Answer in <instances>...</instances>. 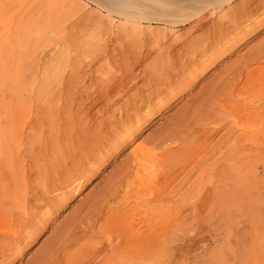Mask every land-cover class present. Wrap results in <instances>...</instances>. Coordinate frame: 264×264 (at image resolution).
<instances>
[{"label": "rangeland", "instance_id": "374dc122", "mask_svg": "<svg viewBox=\"0 0 264 264\" xmlns=\"http://www.w3.org/2000/svg\"><path fill=\"white\" fill-rule=\"evenodd\" d=\"M238 1L241 2L243 0H235V3H238ZM246 1L250 2L249 8L246 9L245 12L239 11L238 12L239 14L236 12L237 16L239 15L240 17H242L241 23L243 24L240 25V29L235 30V28H232V24L230 25V23L228 24V26H226L227 25L226 21L224 25L221 26V31L223 35L225 33L234 34L237 32L236 36H238V39H240V41L238 43L239 46H237L235 50H232V48L229 49L227 48L229 44H232V42L229 41L223 42L224 40L227 41L228 39L225 38L226 34L222 36V38L218 39L219 44L215 46L216 41L214 40L216 36H214L215 34H212L210 40H212L213 38L212 40L213 42L211 43H209L208 41L207 43L205 42L206 44L204 47V51L203 50H202L203 52L199 51L200 53L197 52L195 54V58L191 59L192 60L191 61L190 59H188L189 57L187 56L185 49L180 48L181 41L179 43L173 44V41L171 39H173V35H175V33L166 29L167 31H165V33L168 36V38L166 36L167 43L164 42V39H161L162 37L160 38V42H159V47L164 45L163 48L161 47L162 51L158 53L159 50L157 49V47L154 46L153 43L150 44L148 46V48L151 49L149 54L142 58V61L140 62L139 65L135 66L138 69H136L135 67L133 69L134 75H136L137 73L136 76H138L139 78L137 77L136 84L135 85L133 84V86L129 88V91L133 90L135 88L134 86L138 84V86L136 87L139 88L141 91L138 94L140 95L143 92L144 93L140 96H138L137 93L134 95L135 97L131 96L130 101L132 102L130 103V105H128L129 106L128 109H127L128 106H125V103L121 102L125 100L123 99V97L126 98V96L123 97L117 96L119 99L115 97L116 99L110 98L109 100L106 101L103 100L106 103L107 101H110L112 99L111 102H107V105L110 104L109 110L111 109L110 108L111 105L114 107L117 104L116 102L118 101L122 103V107L124 106L123 107L124 110H122L123 109L122 108L121 112H119V110L115 111L113 116L111 115L112 113L110 114L111 116L109 115L110 111H107L108 109L105 110L107 106L105 107L106 104L103 101H101L102 99L101 100L98 99L97 95L99 93H97V87H99L98 89L99 92L101 93L100 90L102 86L101 82H105L103 81V78L104 80L106 79L107 82L110 79L109 78L110 75L112 74V73L111 74L107 73V71L109 72H111V70L113 71L112 74L113 76L111 75L112 77L121 74L120 71L123 70L122 69L123 67H120L116 71L111 68H114L116 64H119L122 61L120 60V58L112 61L111 68L109 67L111 69L110 70L108 68V65L107 66L105 65L107 63H105L106 59L104 56L97 58V60L96 58L94 60L93 59L89 60L90 58L84 59L85 61L83 62L82 65L83 73L81 76L75 78L74 80L75 84H73L74 85L73 86L74 88L72 89L73 93L71 92V95L72 94L73 95L72 96L70 95L71 100L73 99V103L71 104L69 110L70 113H73V115H75L76 112L75 110L78 109L77 105L75 104L77 102H81V100L79 101L80 97L83 98L84 101L82 100L83 101L82 105L84 107L82 106L81 112L82 109L85 110L82 113L85 116H87L84 118L86 124L81 123L82 124L81 126L82 128H81L79 127L80 121L77 122L73 121L71 123V124L74 123L75 125L73 124V128H70V130L72 129L71 130L72 132H70L72 139L71 142L69 140L70 158L66 160L67 170L63 171L62 169H60L58 170L59 172L57 173L54 172L53 174V175L58 174L57 176L58 177L60 176L59 177L60 180L57 177L56 179L57 181L54 182V184L53 182L52 184L49 183L50 184L49 185L48 183L45 182L41 183V181L36 180V179L40 180L41 176L35 177V175H32L34 177V181H33V177H31L32 178L31 181H33L32 183L29 180V182L32 184V186H30V188L32 189L31 190L28 189L25 194V198H27L26 200H28L26 201V204L29 206L27 207L28 217L24 215L21 217L20 221L19 220L15 221V219H13L14 222L11 219L12 224L10 225V228L6 227V225L3 226L5 227V229L7 228L8 229L14 228V229L13 232L12 230H9V232L7 231L6 234H2L1 236L2 240L4 239L3 241L7 242L9 245L6 244V246L3 247L2 251H0V264H40V263L51 264V262H53L56 258L58 263L60 262L59 264H117L118 262L121 264H129L128 260L123 257H118L120 261L118 260L117 262V259H115V257L112 256L113 255L112 253L115 252L117 248L121 249L120 250L121 252L122 251L125 252V250L127 249V248L125 249L123 245L125 242H127L130 239L133 240L138 237H143L144 235L147 234L151 238L152 247H154L152 248L150 256L148 258V260L152 264H256V263L258 264L257 262L258 260L260 264L263 263L264 261V153H263L264 124L262 123L264 122H261L259 120L257 121L256 115L261 114V109L257 106L256 102H258L257 95L259 93H260L259 96L264 98V94H263L264 78H263V83L258 86H251L252 84H249V81H245L246 78L244 77V74L239 78L241 82L240 80L237 81L238 84H236L235 86L236 89H238V87L244 84L243 81H245V83H247L251 87L250 90L248 88H246L245 91L244 89H242L241 97L238 98L240 101H242L241 99L244 98L243 99L244 101L242 102L238 100L239 101L238 104L244 102L243 106H241L242 104L241 105L239 104L238 109L241 108V111L239 112L240 116L239 114H236L235 117L234 114H230L229 109L231 108V105L229 104L230 98L228 96L225 97V95H222L220 97L221 99L219 98L218 100L214 98L215 100L213 99L211 101L210 99L213 97H210L209 94L212 91H217L218 88L220 89L222 85H224V83H226V81L229 80L231 75L230 76L228 75L229 74L228 70L232 71L233 68L238 67L237 65L238 63L239 65H241L242 62L244 63L245 61H247L248 54L249 55H251L250 53L255 54V52H257L258 49L260 50L261 48L264 47V26L261 29L259 28V26H261L262 23H264V18H263L264 7H262L264 6L263 5L264 0H253V1L246 0ZM243 2H245V0ZM254 5H258L259 7H256L258 9H256ZM70 9L71 11H69ZM249 9H251L252 12H250ZM97 10H99L98 5L93 3L92 0H47V1L46 0H0V80L1 79L3 80L4 78L6 80H12V81L16 79L22 80L26 78L27 75H28L27 77H29L34 72L36 76L41 75L42 72H40V70L42 71L43 65L45 66V64L46 67L48 68L47 76H50L52 78L53 74H55L53 72L54 70L57 71L60 67H63L68 62L70 61L73 62L77 56H80L82 59V57L85 56L86 54V49L85 50L83 49L84 51L82 50V52H85L83 56L80 55L81 52L80 49L88 45L86 43L89 42L88 41L89 39L91 44V41L93 42L92 39L95 38V31L93 32L89 29L88 22L85 21V15H91L92 12L94 13V11ZM100 12L101 14L104 15L105 13L106 15V11L100 10ZM71 14H74L71 17V19H69V17H66ZM255 14L257 15L256 17ZM59 15L62 18L63 17H65L66 19L68 18L66 21H64L63 25L58 23ZM212 19L213 18L206 19L205 22H202L199 26L192 28L191 30L196 31L200 27L206 26L207 24H209L208 22H210V20ZM251 19L253 20L248 22ZM191 23L192 22H189L178 26L177 27L178 31L186 33V28ZM244 23L247 24L246 29L243 28L242 26L244 25ZM114 24L110 25V29L112 33L111 35H109V41L107 42L108 43L107 52L108 51L112 52L113 49L114 53L118 54L117 52L119 51L116 50L118 47L117 44L118 42L116 40L117 36L115 35V32H117L116 28L118 23L117 24L114 23ZM156 26H157L156 24H151V25L146 24V26L143 27L144 28L148 27L149 29L150 27L152 28ZM89 30L93 32L92 34L94 36L92 35L91 37V32ZM206 31L202 33L199 37L205 38ZM71 40L72 42L70 43ZM242 41L243 43H241ZM76 43H77V48H76ZM207 44L208 46L206 47ZM34 46L37 48L36 50ZM72 46L74 47L72 48ZM143 49H141V51L139 50L138 52L143 51L142 53H145L146 48L143 47ZM181 49H183V51ZM33 50H35V52ZM154 50H158L157 51L158 54ZM165 50L166 52L168 51L167 52L168 54L165 52ZM75 51L77 53H75ZM153 53L154 55H152ZM171 53L172 55L176 56V59L179 57V55H181V60L183 61L179 60L178 58L177 62L179 61L180 63L179 62L178 64L173 63L174 61L171 56ZM160 54L161 57L158 56ZM74 55H76L75 59H74ZM151 55L155 56L156 58L158 56V59L155 58L156 59L155 60L154 57L152 58ZM29 56L32 58H30ZM168 57L170 61L169 60L167 61ZM162 59H164V61ZM153 60L156 61L155 63L156 65H154ZM158 61L160 62V64L162 62H163L162 64H166L165 65L166 71L164 70V72H166L165 74L169 73V71L171 70L172 73L170 72L167 75H170L171 77L172 74L171 78L172 79L174 78L175 80H171V82H168L169 78H167L166 80L165 74H162L160 78V82L149 80L150 77L152 76H154L155 79L156 71L154 70V67L159 64ZM184 61L186 62L183 63ZM262 62L260 63V65L263 67ZM180 64H182V67ZM256 64L257 63H255V65ZM53 65L54 66L56 65V68ZM167 65L169 66V68H167ZM174 65L177 66L179 72L177 71V69L173 70L172 67H174ZM178 65L180 70L178 68ZM255 65L250 64L248 68L251 69L252 66ZM103 66L106 67L104 68ZM141 66H143V68ZM147 66L150 67L149 70L152 72L146 69ZM53 67L54 69H52ZM170 67L172 69H170ZM230 67H232V69ZM36 69L39 70L36 71ZM168 69L170 70L168 71ZM63 71L64 72L62 76L69 75V69L67 68L66 70L63 69ZM100 71L102 75L100 74ZM144 71L150 73L147 74L149 75V77L145 75L146 73ZM174 71H176L177 73ZM263 72L264 71H262V73ZM106 74L109 75V77H107ZM122 75L121 78H123L124 76ZM221 75H223L224 78L225 76H227L228 77V78L226 77L227 80L226 78L225 79L221 78L222 77ZM60 77L61 75L58 78ZM217 80L218 83L216 82ZM221 80L224 81L226 80V81L224 82ZM165 82L168 84H166ZM143 83L145 85L142 87ZM215 83L218 86L217 85L214 86ZM128 86H130V84ZM212 86L213 88H211ZM75 88L77 89L75 90ZM114 88L116 90V86ZM146 88L147 91H144L146 90ZM148 89L152 90L151 91L152 93H150ZM33 90L32 93H34ZM156 90L158 93L156 92ZM243 91L245 93H248V95H246ZM250 91L252 92L251 94L249 93ZM98 96H100V94ZM93 97H95V99ZM252 97H254V100ZM34 98L35 97L31 96V99ZM96 98L99 101L96 100ZM75 99H77L78 101ZM93 99L95 102L93 101ZM137 100L138 101L141 100L142 101V102L140 101L141 104L140 102L138 103ZM209 100L211 101V105L206 103ZM250 100L255 102L254 103L249 102ZM134 101L137 102L135 103ZM213 101L214 103H212ZM133 102L134 104L133 106H131ZM90 103L92 104L90 105ZM202 104H207V105H205L204 107ZM92 105L93 106L95 105V107H93ZM198 106L199 108H197ZM200 106L201 108L203 107L204 111L203 109H201L202 110L201 112ZM206 106H209V108L208 107L206 108ZM94 108L95 109L99 108L96 110L98 111V113H96V111H92L91 113L90 110L91 109L94 110ZM193 109L200 111L197 112L196 110L194 111ZM243 109H246V111L242 112ZM100 110L102 111V113ZM185 110L186 111L189 110L188 113L187 112L185 113ZM192 112L193 114L195 113V115H192ZM245 113L246 116H244ZM94 114L95 117L93 116ZM88 115H91L94 118L95 122L96 121L98 122L95 123L93 121V118L92 120L89 119L91 117L90 116L88 117ZM195 116H198V118L203 117V119L205 117L206 119L201 121L200 127L198 128L196 127L194 129H188L189 131L184 130V126H186L187 123L189 125V123L191 122L193 123L199 120L198 118H195ZM75 117L76 116H73L74 120H78L76 119L77 117L76 118ZM193 117L195 118V120L193 119ZM104 118L106 120L109 119V122L104 120ZM207 118L208 121H206ZM237 121L238 122L240 121L241 124L237 123ZM247 121H250V123ZM105 122L107 123L105 124ZM76 123L78 124L76 125ZM108 123L111 125V128L109 127L110 125ZM243 123L244 125L242 126ZM83 125L85 126V129H89L88 127L90 125L91 133L96 128L100 129L98 131L94 130V132L95 131L98 132L97 135L98 134L102 135V136L95 135L96 139H98L97 137H99V140L96 141L97 143L92 140L93 138L91 136L88 137L86 135H85L86 137L84 136V133L81 130L83 129ZM99 125H101V127ZM171 126L173 127L172 129ZM253 126L254 127L258 126V127L254 128ZM180 127L183 128L184 130L183 133L179 132L176 133V135L174 134V136L173 135L170 136L171 138L169 137V140H166L165 143H163L159 148L156 149L158 152L166 151V153L169 154V156H167L168 158L166 156L164 158H161L159 156L156 157L152 156L148 160L150 166L149 171L146 170L147 172H143V174L139 175L138 177L133 175L132 173H134L133 171H135V169L132 170V168L134 167L132 166L131 163L133 162L132 155L134 153V147L139 146L140 148L141 147L150 148L151 143L145 142L147 138L155 137L156 135L158 134L160 135L162 133L165 134V131L166 134L169 132H171L169 134H172L173 132L179 131L181 129ZM76 128L78 129V131L80 130L79 132L81 134L83 133L81 136L83 138L85 137V139H83L82 137L81 138L83 140L77 138L80 137V133L79 132L78 134L75 133L77 132ZM73 130L75 132H73ZM72 133L75 134V139L73 138L74 135ZM101 137H103V139H101ZM88 138L90 139V141L93 142L92 144H90ZM83 141L84 142L86 141V143H84ZM258 142L261 143L260 146L258 145L259 144ZM256 144L258 145V147L261 148H258ZM82 145L83 148L85 147L84 148L85 150L82 148ZM89 145H91L92 148ZM254 146L256 149H260V150H257L258 151L257 152L256 150L252 151V149H248ZM47 148L49 149V146ZM71 149H74V152H72V154L70 153V151H72ZM79 149L85 151V154L84 152L79 151L81 154L83 153L82 155H80L78 152ZM255 151L257 152V154L258 153L260 154V156L257 155L258 158L253 157L255 156L254 155ZM248 152L250 154H247ZM45 153H43L45 154L43 156H46L44 158L48 159L46 164L52 163L50 161L56 159L55 157L54 158L51 157L52 155L54 156V153L52 154H49L47 152ZM22 156L24 160L23 162L26 165L27 164L29 165L28 159H24L25 158L24 155ZM43 156L40 158L38 157L35 158H38L39 161V159L43 158ZM165 159H167L166 161L168 163L165 161ZM195 164L196 166L198 165L199 167L197 166L196 168L194 166ZM27 166L26 169L31 167V165H29L28 167ZM192 168H194V170ZM112 175L113 178L112 180H110ZM116 175L117 177L121 175L122 177L121 182L123 183L120 182L121 187H118L119 189L117 190L119 191L115 192L113 197L109 200V205H113L114 203L116 204L118 201L122 200V196L124 195L123 194L124 188L122 187H126L127 185L133 182L134 183L138 182L139 179L141 181H145V185L147 187H151L152 189L155 190L156 186L162 184L165 176L166 177L168 176L166 180L167 182L164 183L166 189L162 191L164 193V194L162 193V195L166 197L165 199L160 200L159 199L160 193H158L159 196L157 198V193L155 192L156 193L155 195L151 193L149 197L147 196L148 200L146 199L145 202L140 201L139 205L138 202L137 204L136 203L133 204L132 206L133 207L136 206L135 208H133L132 206L131 207L124 206L126 208H124L123 206L118 207V209L121 210L119 215L121 214L124 215V213H126V211L129 212V210H130L129 212L130 214H128V216H126L128 218L125 217V220L123 219L121 224L118 226L119 227L118 229L120 230L117 229L116 234H113L112 230L110 231L109 228L104 229L103 232L100 231L98 232L102 219L98 221V223L94 226L95 227L94 229L87 228V224L91 218L90 214L92 211V209H90V207L92 208L90 202L93 201V199L95 198L96 200L94 201L96 202L100 196H101L100 198H102L103 193H105L104 191L107 189V187H110L112 185L111 183L116 182V180H114V178H116ZM124 177L126 180L124 179ZM169 178L172 179L170 180ZM116 179L118 180V178ZM38 182H40L41 184ZM54 189L55 191L53 192ZM156 191H160V189L158 188V190L156 189ZM34 192L35 193L37 192L38 194L37 193L35 194ZM36 195L40 196L38 201L36 199ZM32 196L34 197L32 198ZM156 199L158 202L156 201ZM94 201L93 203L95 204ZM178 201L182 203L179 204ZM129 203L132 204L131 198L129 200ZM140 205L141 207H139ZM140 208L143 212L140 210ZM87 211L90 212L88 213ZM136 211L139 212L136 214ZM143 213H145L144 216ZM83 214L85 215V217L82 216ZM139 214H141L144 218L141 223L138 222L139 220L138 216H141ZM29 216L31 219L29 218ZM80 217H84L85 222L84 224L81 223L82 225L80 224V227L75 229V224L77 223V219H79ZM155 217L158 219H156ZM162 217H164V219H162ZM25 218H27L28 220ZM126 219L127 220L130 219V220L127 221ZM125 221L128 223H123ZM70 226H72L73 229H69ZM82 226L84 230L83 228L81 229ZM147 227H149V229L152 227V229L149 230ZM135 228L137 229L136 231L134 230ZM90 229L93 231H91ZM67 230H69L73 234L74 241L69 243V245H67L65 248H63V250L57 254L58 256L57 255L54 256V251L53 252L51 251L53 244H55L53 242L54 241L56 242V240H59L62 236L70 233ZM121 230L125 231L123 235ZM132 230L133 232H131ZM89 231L91 232L89 233ZM140 232H142L141 235L138 234ZM120 234L121 236H119ZM160 235L161 237L159 239L158 236ZM128 236H130V238ZM5 237H9V238H5ZM162 240H163L162 243H164V245L161 244L162 245L161 247L160 242ZM64 251L65 253H67L66 255L63 254ZM126 253H128V250ZM118 254L121 253L118 252ZM51 257L53 258V260ZM48 259L51 261H49Z\"/></svg>", "mask_w": 264, "mask_h": 264}, {"label": "bare ground", "instance_id": "6f19581e", "mask_svg": "<svg viewBox=\"0 0 264 264\" xmlns=\"http://www.w3.org/2000/svg\"><path fill=\"white\" fill-rule=\"evenodd\" d=\"M47 1V0H46ZM93 3H95L96 5H98V9L97 11H94V13L91 15H85V21L88 22V27L91 31H95V38L92 39L93 42L91 41V44H90V39L88 40L89 42L86 43L88 44L86 47H83L85 45H83L81 52H80V55L83 56V54L85 52H82V50L86 49V54L85 56L81 57L80 56H77L76 59H75V56L74 55V61H70L68 62L66 65H64L63 67H60L57 71L54 70L53 72L55 74H53V77L51 78L50 76H47V67H46V64L45 66L43 65V69L42 71L40 70L41 75H38L36 76L35 75V72L33 74H31L29 77H27L26 75V78L24 79H16L14 81L12 80H5L1 79L0 80V251H2L3 247L6 246V244H8L7 242H4L2 240V234H6L7 231L9 232V230H12L13 232V229H8L10 228V225L12 224L11 223V219L13 221V219L16 220H21V217L27 215V207H29L27 204H26V200L27 198H25V194L27 192L28 189H32L30 188V186H32V182L34 181V177L32 175H35L36 176H41V179H36L38 181H41L42 182H45V183H50L54 184V182H56L57 180V175H53L54 172H59L58 170L62 169L63 171H66L67 170V166H66V160L69 159V140L71 142V134L70 132H72L70 130V128H73V124H71L73 121L77 122V121H80L79 123L83 124L85 122L84 118L87 117L85 116L82 112H84L85 110L82 109V112H81V108H82V102L84 101L83 98H79V101L81 100V102H77L75 105H77L78 109H76L75 111V115H73V113H70V106L71 104L73 103V99L71 100V92L73 93L72 89L74 88L73 84H75V78L79 77L82 75L83 73V70H82V65H83V62L85 61L84 59L86 58H90L89 60H94L96 58H99L101 56H104L105 57V64L106 66L108 65V68L110 67L111 68V62L114 61L115 59H118L120 58V60L122 62H118L119 64H116L114 66V68H111L113 70H118L120 67H123L120 71L121 74H118L117 77L115 75V77H112L113 75V71L111 70V72L107 71V73H112L109 77V75H107V77H109L110 81L108 80L106 82V79L104 80L103 78V81L105 82H101L102 83V86H101V93L99 92V87H97V93L100 94V96L97 95L98 99H102L101 101H106V100H109L110 98L114 99L115 97L117 96H126L123 97V99H125L124 101H121L122 103L124 102L125 103V106H128L130 105V103L132 101H130V98L131 96H134L136 93L138 96L142 95V94H138L140 91L139 88H137L136 86H138V84L136 86H134L135 88L133 90H130L129 91V88L131 86H133V84L135 85L136 84V80H137V73L136 75H134L133 73V69L136 65H139L140 62L142 61V58L145 57L146 55L149 54L150 50L148 48V46L150 44L153 43L154 46L157 47V49L159 50L158 53H160L162 51L161 47L163 48V46H160L159 47V42H160V38L161 39H164V42L167 43V38L168 36L166 35L165 31L169 30V31H172L173 33H175V35H173V39H171L173 41V44H176V43H179L181 41V46L180 48H184L186 53H187V56L189 57L188 59H194L195 58V54L197 52H203L204 51V47H205V44L207 43V41L209 43L213 42V38L212 40H210V37L212 34H215L214 36H216L215 40L216 43H215V46H217L219 44V40L220 38H222V36H224L225 34V38H228L227 41H223V42H232V44H229L228 45V49L229 48H232V50H235V48H237L238 43L240 41V39H238V36H236V33L232 34V33H225L224 35L222 34V31H221V26L224 25L225 21L227 22V25L230 23V25L232 24V28H235L236 29H240V25L243 24L241 23V20H242V17H240L239 15L237 16V13L239 11L241 12H245L246 9L249 8L250 6V2L246 1L243 2H239L238 3H235V0H92ZM253 1V0H252ZM263 2V1H261ZM260 2V4H261ZM43 3V2H42ZM235 3V4H234ZM263 5H264V2H263ZM69 6V5H68ZM254 7H259L258 5H254ZM264 7V6H262ZM37 8V7H36ZM254 8V10H255ZM258 9V8H256ZM29 10V9H28ZM100 10H104L106 11V15L104 13L101 14ZM250 12L251 9H249ZM248 10V11H249ZM263 10V9H262ZM71 11V9L69 10ZM257 11V10H256ZM255 11V12H256ZM237 12V13H236ZM66 13V11H65ZM71 13V12H70ZM69 13V14H70ZM236 13V14H235ZM248 13V12H247ZM246 13V15H247ZM258 13V12H257ZM28 14V13H27ZM113 16H112V15ZM217 14V15H216ZM239 14V13H238ZM259 14V13H258ZM67 15V14H66ZM74 14H71L69 16H66V17H69V19H71V17L73 16ZM244 15V14H243ZM242 15V16H243ZM250 15V14H249ZM263 15V14H261ZM257 15L255 14V17ZM244 17V16H243ZM121 18V19H120ZM210 18H213L212 20H210V22H208L209 24H207L206 26L204 27H200L199 29H197L196 31H193L191 30L192 28H195L197 26H199L202 22H205L206 19H210ZM250 18V17H249ZM262 18V16H261ZM259 18V19H261ZM263 18H264V15H263ZM58 23L63 25L64 24V21H66L67 19L65 17H58ZM258 19V18H256ZM57 20V18H56ZM244 20V19H243ZM253 19L251 20H246L248 22L252 21ZM55 21V19H54ZM122 21V22H121ZM189 22H192L187 28H186V33L184 32H180L178 31L177 27L180 26V25H183V24H186V23H189ZM245 22V21H244ZM254 22V21H253ZM252 22V23H253ZM256 22V21H255ZM258 22V21H257ZM114 23H118L117 25V32H115V35L117 36L116 40H117V44H118V47L116 50H118L119 52H117L118 54H115L113 49H112V52L108 51L107 52V46H108V41H109V35H111V29H110V25L111 24H114ZM240 23V24H239ZM146 24H156L157 26L156 27H150L148 29V27L144 28L146 26ZM238 24V25H237ZM115 25V24H114ZM161 25V26H160ZM261 25V24H260ZM144 26V27H143ZM148 26V25H147ZM226 26H225V29H226ZM243 28H247V24L244 23V25H242ZM264 26V23H262L261 26H259V28L261 29L262 27ZM249 28V27H248ZM257 28V27H256ZM63 29V28H62ZM145 29V30H144ZM167 29V30H166ZM223 29V28H222ZM231 29V28H230ZM86 30V29H85ZM89 30V31H90ZM184 30V29H183ZM207 30V31H206ZM242 30V28H241ZM240 30V31H241ZM244 30V29H243ZM90 31V32H91ZM185 31V30H184ZM206 31V37L205 38H201L199 37L202 33H204ZM238 31V30H237ZM91 32V37H92V33ZM217 32V33H215ZM226 32V31H225ZM229 32V31H228ZM244 32V31H243ZM240 33V32H239ZM42 34V33H41ZM71 34V33H70ZM90 34V33H89ZM168 34V33H167ZM172 35V34H171ZM185 35V36H184ZM94 36V35H93ZM167 36V38H166ZM71 37V36H70ZM243 37V36H242ZM172 38V37H171ZM201 38V39H199ZM85 39V38H84ZM86 40V39H85ZM169 40V39H168ZM210 40V41H209ZM75 41V40H74ZM163 41V40H162ZM171 41V42H172ZM72 42V40L70 41V43ZM84 42V41H83ZM163 42V43H164ZM206 42V43H205ZM222 42V41H221ZM110 43V42H109ZM243 43V41L241 42ZM28 44V43H27ZM80 44V43H79ZM161 44V43H160ZM168 44H171V43H168ZM226 44V43H225ZM228 44V43H227ZM71 45V44H70ZM142 45V46H141ZM38 46V45H37ZM46 46V45H45ZM208 46V44L206 45V47ZM212 46V45H211ZM26 47V46H25ZM28 47V46H27ZM39 47V46H38ZM74 46H72L73 48ZM79 47V46H78ZM143 47H145V53H142V52H138L139 50L141 51V49H143ZM210 47V45H209ZM214 47V46H213ZM35 50L37 49L35 46H34ZM33 48V49H34ZM41 48V47H40ZM76 48H77V43H76ZM80 48V47H79ZM171 48V47H170ZM216 48V47H215ZM214 48V49H215ZM260 48V46H259ZM75 49V48H74ZM179 49V48H178ZM211 49V48H210ZM219 49V48H218ZM227 49V50H228ZM35 50H33L35 52ZM79 50V49H78ZM83 50V51H84ZM144 50V49H143ZM158 50H154L157 51ZM183 51V49H181ZM180 50V51H181ZM203 50V51H202ZM209 50V49H208ZM171 51V50H170ZM169 51V52H170ZM173 51V50H172ZM179 51V52H180ZM110 52V53H109ZM166 52V50H165ZM168 52V51H167ZM166 52V53H167ZM199 52V53H200ZM211 52V51H210ZM250 52V51H249ZM253 52V51H252ZM255 52V51H254ZM74 53V52H73ZM75 53H77L75 51ZM82 53V54H81ZM157 53V54H158ZM176 53V51H175ZM221 53V51H220ZM224 53V52H223ZM33 54V53H32ZM168 54V53H167ZM166 54V55H167ZM203 54V53H202ZM247 54V53H246ZM251 55L248 54L247 56V61H245V58H244V63L242 62L241 65H239V63L237 64L238 67L236 68H233L230 67L232 69V71H229L228 69V75L231 77L229 78V80H227V76H225L226 80V83H224V85H222L221 81H224V80H221L220 83L222 85V87L219 89H217V91H212L210 92V97H213L211 98L210 100L212 101L214 98L215 99H218L222 96V95H225L228 96L230 98L229 100V104L231 105V108L229 109V112L230 114H234L235 117H236V114H239L240 116V111H241V108H239V104L238 102L240 101L238 98L241 97V91L242 89H244V91L246 90V88H248L249 90L251 89L250 85H248L247 83H245V81H249V84H252L251 86H258L260 84L263 83V78H264V72L262 73V71H264V47L261 48L260 50L258 49L257 52H255V54H252L250 53ZM154 55V53L152 54ZM151 55V56H152ZM179 55V54H177ZM207 55V54H206ZM33 56V55H31ZM150 56V58H151ZM159 57H161V54L158 55ZM158 56L157 58L155 56H152V58L154 57V59H158ZM170 56V55H169ZM171 56L173 58V63H177V59L179 58V60H181V55H179V57L176 59V56L175 55H172L171 53ZM185 56V55H184ZM217 56V55H216ZM250 56V57H249ZM30 57V56H29ZM163 57V56H162ZM249 57V59H248ZM32 58V57H30ZM166 58V57H165ZM171 58V59H172ZM155 59V60H156ZM161 59V58H160ZM198 59V58H197ZM34 60V59H33ZM38 60V59H37ZM95 60V62H96ZM152 60V59H151ZM150 60V62H151ZM164 61V59H162ZM166 60V59H165ZM170 61L169 57L167 58V61ZM154 61V60H153ZM152 61V63H153ZM160 61V60H159ZM158 61V65L154 67V70L156 71V74H155V79H154V76L150 77L149 80H154L156 82H160V78L162 76V74H165L166 72H164L165 70V65L166 64H160V62ZM166 61V62H167ZM183 61V60H181ZM192 61V60H191ZM243 61V60H241ZM33 62V61H32ZM48 62V61H47ZM62 62V61H61ZM92 62V61H91ZM117 62V61H116ZM186 61H184L183 63H185ZM197 62V61H196ZM263 63V67L260 65V63ZM156 61H154V65ZM168 63V62H167ZM180 63V62H179ZM182 63V62H181ZM182 63V64H183ZM191 63V62H190ZM255 63H257L255 65ZM25 64H26V61H25ZM171 64V63H170ZM176 64V65H177ZM182 64L181 67H182ZM250 64H254L255 66H252L251 69L248 68V66ZM57 65V64H56ZM56 65L54 66L56 68ZM63 65V63H62ZM104 65V64H103ZM169 65V64H168ZM167 65V68H169V66ZM58 66V65H57ZM105 66V67H106ZM184 66V65H183ZM235 66H236V63H235ZM40 67V66H38ZM46 67V68H45ZM54 67L52 69H54ZM96 67V66H95ZM104 67V66H103ZM104 67V68H105ZM143 68V66H141ZM140 67V68H141ZM153 67V66H152ZM234 67V66H233ZM32 68V67H31ZM37 68V67H36ZM58 68V67H57ZM69 69V75H65V76H62L63 75V69L66 70ZM136 68V67H135ZM173 70L177 69V66L174 65V67H172ZM170 67V69H172ZM178 68H179V65H178ZM229 68V69H230ZM30 69V68H29ZM97 69V68H96ZM99 69V67H98ZM97 69V70H98ZM108 69V70H109ZM138 69V68H136ZM145 69V68H144ZM143 69V70H144ZM146 69H150V67L147 66ZM168 69V71L170 70ZM262 69V71H261ZM39 70V69H38ZM36 69V71H38ZM51 70V69H50ZM147 70V71H148ZM180 70V68H179ZM226 70V72H227ZM56 71V72H55ZM124 73H123V72ZM146 71V70H145ZM144 71V72H145ZM150 71V70H149ZM166 71V70H165ZM178 71V69H177ZM25 72V71H24ZM39 72V73H40ZM137 72V70H136ZM139 72V70H138ZM142 72V73H144ZM152 72V71H150ZM172 73V71L170 70L169 73ZM176 72V71H174ZM179 72V71H178ZM225 72V73H226ZM30 73V72H29ZM48 73H51V72H48ZM104 73V72H103ZM146 76L149 77V75L147 74H150L148 72H145ZM167 73V74H169ZM177 73V72H176ZM24 74V73H23ZM38 74V72H37ZM100 74H101V71H100ZM125 76H123V75ZM165 74L166 76V80L167 78H169V81L168 82H171V80H175L174 78L172 79V74H171V77L170 75H167ZM175 74V73H174ZM244 74V77L246 78L244 82V84L240 87H238V89L235 88L237 81H239L240 77ZM61 75L60 78H58L59 76ZM102 75V74H101ZM104 75V74H103ZM121 75L123 76V78H121ZM140 75V74H139ZM224 75V74H223ZM223 75H221L222 77L221 78H224ZM227 75V74H226ZM20 76V75H19ZM142 76V75H141ZM87 77V76H86ZM112 77V79H111ZM117 77V78H116ZM143 77V76H142ZM140 77V78H142ZM17 78V77H16ZM21 78V77H20ZM81 78V77H80ZM106 78V77H105ZM114 78V79H113ZM139 78V77H138ZM176 78V77H175ZM220 78V77H219ZM220 78V79H221ZM224 78V79H225ZM10 79V78H9ZM214 79V78H213ZM218 79V78H217ZM79 80V79H78ZM142 80V79H141ZM145 80V79H144ZM162 80V79H161ZM164 80V79H163ZM215 80V79H214ZM219 80V79H218ZM218 80L216 81L218 83ZM101 81V80H100ZM224 81V82H225ZM110 82V83H108ZM146 82V81H145ZM173 82V81H172ZM241 82V80H240ZM105 83V84H103ZM150 83V82H149ZM166 83V82H165ZM219 83V84H220ZM130 84V86H128ZM147 84V83H146ZM158 84V83H157ZM168 84V83H166ZM172 84V83H170ZM169 84V85H170ZM175 84V83H174ZM212 84V83H211ZM254 84V85H253ZM145 84L143 83L142 84V87L144 86ZM149 85V84H148ZM153 85V84H152ZM213 85V84H212ZM217 84L215 83L214 86H216ZM220 85V86H221ZM116 86V90H115V87ZM140 86V84H139ZM218 86V85H217ZM219 86V87H220ZM147 87V86H146ZM155 87V86H154ZM114 88V89H113ZM145 88V87H144ZM158 88V86H157ZM156 88V89H157ZM165 88H166V85H165ZM164 88V89H165ZM213 88V86L211 87ZM259 88V87H257ZM256 88V89H257ZM34 89V90H33ZM77 88H75L76 90ZM113 89V91H112ZM151 89V88H150ZM154 89V88H153ZM210 89V88H209ZM32 90L34 91V93H32ZM115 90V91H114ZM258 90H261V89H258ZM144 91H147V88L146 90ZM150 93H152L151 91L152 90H149ZM155 91V90H153ZM164 91V90H163ZM243 91V92H244ZM253 91V90H252ZM82 92V91H81ZM157 92V90H156ZM155 92V94H156ZM242 92V93H243ZM247 92V91H246ZM75 93V92H74ZM148 93V92H147ZM158 93V92H157ZM198 93V92H197ZM245 93V92H244ZM250 94L252 93L251 91L249 92ZM154 94V93H153ZM246 95H248V93H245ZM260 94V93H259ZM259 94L257 95V101L259 102H256L257 106L261 109V114H258L256 115L257 117V121H261V122H264V98L260 97ZM262 94V93H261ZM264 94V93H263ZM73 95V94H72ZM71 95V96H72ZM136 95V96H137ZM152 95V94H151ZM243 95V94H242ZM254 95V94H253ZM31 96L32 97H35L34 99H31ZM57 99H56V97ZM154 96V95H153ZM152 96V97H153ZM157 96V95H156ZM250 96V95H249ZM256 96V95H255ZM135 97V96H134ZM146 97V96H145ZM151 97V98H152ZM206 97V96H205ZM244 97V96H243ZM242 97V98H243ZM75 98V97H74ZM77 98V97H76ZM95 99V97H93ZM118 98V97H117ZM140 98V97H139ZM246 98V97H245ZM253 100H254V97H252ZM93 99V101H94ZM96 98V100H98ZM111 99V100H112ZM116 99V98H115ZM119 99V98H118ZM121 99V100H123ZM204 99V98H203ZM202 99V101H203ZM214 99V100H215ZM221 99V98H220ZM244 99V98H243ZM243 99H241L242 101H244ZM251 99V98H250ZM77 100V99H75ZM83 100V101H82ZM110 101H107V102H111ZM134 100V98H133ZM147 100V99H145ZM208 101L206 103H208L209 105H211V101ZM232 100V101H231ZM239 100V101H238ZM78 101V100H77ZM92 101V102H93ZM99 101V100H98ZM103 101V102H104ZM138 101V100H137ZM136 101V102H137ZM141 100L138 101V103L140 102ZM151 101V100H150ZM240 101V102H242ZM255 101H256V98H255ZM255 101H249V102H255ZM95 102V101H94ZM107 102L105 103V107L107 106V108H105V110L107 111H110L109 115L111 114L113 116V114L115 113V111H118L121 112V109L124 107H122V103H120L119 101L116 102L117 104L113 107L111 105V109L109 110V105H107ZM115 102V101H114ZM135 102V101H134ZM134 102L131 104V106H133ZM135 102V103H136ZM142 102V101H141ZM140 102V104H141ZM194 102V101H193ZM210 102V103H209ZM205 103V102H204ZM214 103V101L212 102ZM217 103V101H216ZM244 103V102H243ZM243 103H241L240 105L243 106ZM252 103V105H253ZM92 103H90L91 105ZM96 104V103H94ZM102 104V103H101ZM100 104V105H101ZM139 104V105H140ZM147 104V103H146ZM246 104V103H245ZM249 104V103H248ZM248 104H247V107H248ZM85 105V104H84ZM204 107L205 105L207 104H202ZM201 105V106H202ZM215 105V104H214ZM213 105V106H214ZM93 106V105H92ZM200 106V110L203 109V107L201 108ZM240 106V107H241ZM255 106V107H257ZM75 107V106H74ZM84 107V106H83ZM95 107V105L93 106ZM92 107V108H93ZM98 107V106H96ZM102 107V106H100ZM113 107V108H112ZM135 107V106H134ZM209 108V106H206V108ZM211 107V106H210ZM215 107V106H214ZM246 107V108H247ZM254 107V106H253ZM88 108H91V107H88ZM129 108V106L127 107V109ZM191 108V106H190ZM199 108V106L197 107ZM213 108V107H212ZM229 108V107H228ZM249 108H250V105H249ZM252 108V107H251ZM258 108V109H259ZM99 109V108H97ZM97 109L94 108L91 109V113L92 111H96ZM133 109V108H132ZM248 109V108H247ZM89 110V109H88ZM102 110V108H101ZM100 110V111H101ZM104 110V109H103ZM124 110V108L122 109ZM126 110V109H125ZM191 110V109H190ZM194 111L196 109H193ZM199 110V111H200ZM210 110V109H209ZM256 110V108H255ZM127 111V110H126ZM131 111V110H130ZM189 111V110H188ZM188 111L185 110V113ZM197 112H199L198 110H196ZM204 111V109H203ZM224 111V109H223ZM243 111H246V109H243ZM118 112V113H119ZM202 112V110H201ZM228 112V111H227ZM228 112V113H229ZM257 112V111H256ZM88 113V112H87ZM90 113V114H91ZM95 113V112H94ZM96 113H98V111H96ZM102 113V111H101ZM106 113V112H105ZM125 113V112H124ZM130 113V112H129ZM133 113V112H132ZM260 113V112H259ZM108 114V113H107ZM117 114V113H116ZM126 114V113H125ZM128 114V113H127ZM181 114V113H180ZM179 114V115H180ZM184 114V113H183ZM214 114V113H213ZM254 114V112H253ZM92 115V114H91ZM91 115H88V117L90 116L92 120V116ZM104 115V113H103ZM102 115V116H103ZM110 115V116H111ZM191 115V114H190ZM192 115H195V113L193 114L192 112ZM249 115V113H248ZM73 116H76L75 118L78 119V120H74ZM95 117V114L93 115ZM223 116V115H222ZM238 116V115H237ZM246 116V113L245 115ZM253 116V115H251ZM109 117V116H108ZM116 117V116H115ZM179 117V116H178ZM181 117V116H180ZM185 117V116H184ZM188 117V116H187ZM200 117V115H199ZM231 117V116H230ZM113 118V117H112ZM127 118V117H126ZM183 118V117H182ZM195 118H198V116H195ZM195 118L193 117V119L195 120ZM199 120L195 121V122H191L186 124V126H184V130H188V129H194V128H198L201 126V121L206 119L204 117H201V118H198ZM237 119V118H236ZM83 120V121H82ZM90 120V122H91ZM104 120H106L104 118ZM114 120V119H113ZM210 120V119H209ZM246 120V119H245ZM89 121V120H88ZM93 121L95 122L94 118H93ZM100 121V120H99ZM106 121L109 122V119H107ZM111 121V120H110ZM181 121V120H180ZM208 121V118L207 120ZM241 121V120H240ZM240 121L237 123H240ZM243 121V120H242ZM98 122V121H96ZM95 122V123H96ZM115 122V121H114ZM177 122V121H176ZM184 122V121H183ZM190 122V121H189ZM250 123V121H247ZM252 122V121H251ZM93 123V122H92ZM107 122H105L106 124ZM111 123V122H110ZM113 123V122H112ZM218 123V122H217ZM226 123V122H225ZM58 124V125H57ZM78 123H76L77 125ZM79 124V127L82 126V124L80 125ZM100 124V123H99ZM109 124V123H108ZM173 124V123H172ZM203 124V123H202ZM241 124V123H240ZM253 124V123H252ZM264 124V123H262ZM75 125V124H74ZM98 125V124H96ZM102 125V124H101ZM101 125H99L101 127ZM110 125V124H109ZM108 125V126H109ZM181 125V123H180ZM218 125V124H217ZM237 125V124H236ZM239 125V124H238ZM244 125V123L242 124V126ZM72 126V127H71ZM98 126V128H99ZM179 126V125H178ZM177 126V127H178ZM203 126V125H202ZM241 126V127H242ZM259 126V124H258ZM257 126V127H258ZM74 127H77V126H74ZM97 127V126H95ZM111 128V125L109 126ZM108 127V128H109ZM182 127V125H181ZM180 127V128H181ZM220 127V126H219ZM251 127V126H250ZM254 127V126H253ZM256 127V126H255ZM254 127V128H255ZM256 127V128H257ZM82 128V127H81ZM87 128V127H86ZM89 129H85V126L83 125V129H81L84 133V136L86 135L87 137L88 136H91L93 139L94 142L98 141L99 140V137H97L98 139H96L95 135H97V131L100 130V129H94V130H97L94 132V130L92 131V133L90 132V125L88 127ZM93 128V127H91ZM107 128V127H106ZM173 127L171 126V129ZM249 128V127H248ZM77 129V128H76ZM75 129V130H76ZM113 129V128H112ZM176 129V128H175ZM89 130V131H88ZM177 130V129H176ZM183 128H181L179 131H176V132H173L175 130H173L172 134H169L167 133L166 134V131H165V134H158L156 135L155 137H150V138H147L145 140L146 143H151V147L150 148H140L139 146H136L134 147V153L132 155L133 157V162L131 163L132 166L135 169V171H133L134 173H132L133 175L135 176H139V175H142L143 172H147L149 171V158L154 156H159L161 158H164L165 156H169L168 153H166V151L164 152H158L156 149L159 148L163 143L166 142V140H169V137L170 136H174V134L176 135V133H179V132H182L183 133ZM214 130V129H213ZM219 130V128H218ZM80 131V130H79ZM78 129H77V132H75L73 130V132L77 133L78 134ZM159 131V130H158ZM171 131V130H169ZM189 131V130H188ZM80 133V132H79ZM82 133V134H83ZM181 133V134H182ZM211 133V132H210ZM244 133V132H243ZM254 133V132H253ZM73 134V133H72ZM80 133V137H77L78 139H82L83 137L81 136L82 135ZM73 138L75 139V134H73ZM99 136H102L100 134H98ZM97 135V136H98ZM155 135V134H154ZM180 135V134H179ZM77 136V135H76ZM85 136V137H86ZM82 137V138H81ZM85 137L83 139H85ZM192 137V136H191ZM76 138V139H77ZM171 138V137H170ZM82 139V140H83ZM101 139H103V137H101ZM87 140V138H86ZM88 140L90 141V139L88 138ZM74 141V140H72ZM77 141V140H76ZM81 141V140H80ZM88 141V142H89ZM101 141V140H100ZM254 141V140H253ZM84 142V141H83ZM87 142V144H88ZM245 142V141H244ZM247 142V141H246ZM75 143V142H74ZM78 143V142H77ZM81 143V142H80ZM86 143V141L84 142ZM83 143V144H84ZM93 142L90 141V144H92ZM97 143V142H96ZM254 143V142H253ZM259 143V142H258ZM257 143V144H258ZM99 144V143H98ZM255 144V143H254ZM256 144V146L258 147V145L260 146L261 143H259L258 145ZM75 145V144H74ZM77 145H80V144H77ZM253 145V144H252ZM264 145V144H263ZM49 146V149L47 148ZM72 146V145H71ZM91 147V145H89ZM99 146V145H98ZM95 147V145H94ZM145 147V146H144ZM242 147V146H241ZM250 147V145H249ZM264 147V146H263ZM262 147V148H263ZM82 148H83V145H82ZM80 148V149H82ZM85 148V147H84ZM83 148V149H84ZM92 148V147H91ZM245 148V147H244ZM258 148H261V147H258ZM48 149V150H47ZM78 150L79 151H82V150ZM89 149V147H88ZM248 149H252V151L254 150H260V149H256L255 146L252 147V148H248ZM72 151H70V153L72 154V152H74V149H71ZM85 150V149H84ZM172 150V149H171ZM264 150V149H263ZM261 150V151H263ZM77 151V150H75ZM251 151V150H250ZM254 152V155L253 157H257L260 156V154L257 152ZM49 153V154H52L54 153V156L52 155L51 157H55L56 159L55 160H51L50 158V162L52 163H47L46 162L48 161L47 158H44L46 156H43L45 155L46 153ZM84 152L85 154V151H82ZM170 152V151H169ZM260 152V151H259ZM45 153V154H43ZM77 153V152H76ZM261 153V152H260ZM264 153V152H263ZM42 154V155H41ZM80 155H82L80 152H79ZM247 154H250L249 152ZM24 155V159H28V163L29 165H31V167H29L28 169H26V165L23 161V156ZM76 155V154H75ZM262 155V154H261ZM41 159H39L38 161V158L42 157ZM48 156V155H47ZM174 156V155H172ZM263 156V155H262ZM261 156V157H262ZM27 157V158H26ZM35 157H38V158H35ZM84 157V156H83ZM252 157V158H253ZM168 158V157H167ZM129 160V159H128ZM167 159H165L166 161ZM167 162V161H166ZM70 163V162H69ZM168 163V162H167ZM28 165V166H29ZM27 166V167H28ZM196 168V164L194 165ZM193 166V167H194ZM199 167V166H198ZM128 168V166H127ZM130 168V167H129ZM195 168V169H196ZM126 169V168H125ZM194 170V168H192ZM124 170V169H123ZM147 170V171H146ZM125 171V170H124ZM62 173V172H61ZM114 174V173H113ZM126 174V173H125ZM63 175V174H62ZM122 175V174H121ZM121 175H119V177H117L116 175V178H118V180L116 178H114V180H116V182L114 183H111L112 185L110 187H107V189L104 191L105 193H103V196L102 198H98L97 199V203L94 201L96 200L93 199V201L95 202V204L93 203V201H91L90 205L92 206V208L90 207V209H92L91 211V218L90 220L88 221V224H87V228H92L94 229L95 225L98 223V221L100 219H102V222H101V225H100V228L98 229V232H103L104 229L106 228H109L110 231L112 230V233L113 234H116L117 233V229L119 228L118 226L121 224V222L123 221V219L125 220V217L128 216V214H130V210L129 212L126 211V213H124V215H119L120 213V209H118V207H124V206H129L131 207L133 204H137L138 202V205L140 204L139 202L140 201H144L148 198L147 196L149 197V195L152 193L153 195H155L157 193V198H158V193H160V196H159V199L160 200H163L165 199V197L162 195V191L165 190V185L164 183H166L167 181V178L168 176L164 178L162 184L156 186V189L158 190V188L160 189V191H156V189H152L151 187H147L145 185V181H141L139 179L138 182H133L129 185H127L126 187H122L124 188L123 189V196H122V200L118 201L116 204L114 203L113 205H109V200L113 197L114 193L119 191L117 189H119L118 187H121ZM33 177V181L32 178ZM60 177V176H59ZM58 177V179H59ZM115 177V176H114ZM131 177V176H130ZM170 177V176H169ZM31 178V179H30ZM113 178V175L111 177L110 180H112ZM129 178V177H128ZM65 179V178H64ZM125 179V177H124ZM170 179V178H169ZM172 179V178H171ZM170 179V180H171ZM30 180V182H29ZM35 180V181H36ZM60 180V179H59ZM74 180V179H73ZM126 180V179H125ZM133 180V179H131ZM130 180V181H131ZM138 180V179H137ZM161 180V181H162ZM71 181V179H70ZM75 181V180H74ZM77 181V180H76ZM124 181V180H123ZM37 182V181H36ZM121 182V183H120ZM127 182V181H125ZM40 183V182H38ZM40 183V184H41ZM71 183V182H70ZM109 183V185H110ZM147 183V182H146ZM49 184V185H50ZM72 184V183H71ZM108 184V183H107ZM39 185V184H38ZM47 185V186H49ZM78 185V184H77ZM76 185V186H77ZM108 185V186H109ZM120 185V186H119ZM167 185V184H166ZM42 186V185H41ZM55 186V185H54ZM57 186V185H56ZM162 186V187H161ZM44 187V186H43ZM53 187V186H52ZM121 188V189H122ZM35 189V188H34ZM44 189V188H43ZM46 189V188H45ZM53 189V188H52ZM120 189V190H121ZM36 190V189H35ZM55 191V189L53 190V192ZM32 192V191H31ZM47 192V191H46ZM100 192V193H101ZM156 192V193H155ZM35 193V192H34ZM37 193V192H36ZM35 193V194H36ZM98 193V194H100ZM122 193V191H121ZM34 194V196H35ZM38 194V193H37ZM44 194V192H43ZM42 194V195H43ZM97 194V196H98ZM117 194V193H116ZM164 194V193H163ZM167 194V193H166ZM33 195V194H32ZM41 195V196H42ZM52 195V194H51ZM32 196V198L34 197ZM27 197V196H26ZM52 197V196H51ZM151 197V196H150ZM155 197V196H153ZM40 196H37L36 195V199L37 201L39 200ZM42 198V197H41ZM117 198V197H116ZM131 198V201H132V204L129 203V200ZM50 199V198H48ZM46 199V200H48ZM55 199H56V196H55ZM101 199V200H100ZM167 199V198H166ZM35 200V199H34ZM100 200V201H99ZM113 200V199H112ZM150 201V200H149ZM152 201V200H151ZM157 201V199H156ZM155 201V203H156ZM47 202V201H46ZM148 202V201H147ZM158 202V201H157ZM179 204L182 203L180 201H178ZM50 203V202H49ZM151 203V202H150ZM154 203V202H153ZM161 203V202H160ZM145 204V203H144ZM148 204V203H147ZM116 205V206H115ZM154 205V204H153ZM158 205V203H157ZM160 205V204H159ZM178 205V204H177ZM147 206V205H146ZM133 207V206H132ZM136 207V206H135ZM133 207V208H135ZM141 207V205L139 206ZM145 207V206H144ZM178 207V206H176ZM89 208V207H88ZM126 208V207H124ZM164 209V208H163ZM36 210V209H35ZM135 210V209H134ZM141 210V208H140ZM146 210V209H145ZM82 211V210H81ZM89 211V212H90ZM142 211V210H141ZM86 212V211H85ZM88 212V211H87ZM88 212V213H89ZM133 212V210H132ZM131 212V213H132ZM139 212V211H138ZM136 211V214L138 213ZM143 212V211H142ZM141 212V213H142ZM150 212V211H149ZM80 213V212H78ZM88 213H85V214H88ZM123 213V212H122ZM33 214V213H32ZM82 214V213H80ZM134 214V213H133ZM132 214V215H133ZM145 213H143V216H144ZM156 214V213H155ZM74 215V214H73ZM89 215V216H90ZM132 215H129V216H132ZM135 215V214H134ZM141 215V214H139ZM75 216H78V215H75ZM82 216L85 217V215L83 214ZM88 216V217H89ZM143 216H138L139 217V220L138 222L141 223L143 221ZM147 216V215H145ZM181 216V215H180ZM84 217H80L79 219H77V223L75 224V229H77L78 227H80V224L83 223L84 224V220L85 218ZM87 217V216H86ZM136 217V216H135ZM137 217V218H138ZM30 218V216H29ZM128 218V217H126ZM130 218V217H129ZM156 218V217H155ZM167 218V217H166ZM165 218V219H166ZM27 219V218H25ZM31 219V218H30ZM29 219V220H30ZM73 219V218H72ZM158 219V218H156ZM162 219H164V217H162ZM28 220V219H27ZM26 220V221H27ZM76 220V219H74ZM127 220V219H126ZM130 220V219H128ZM127 220V221H128ZM164 221V220H163ZM166 221V220H165ZM14 222V221H13ZM23 222V221H22ZM72 222V221H71ZM123 223H128V222H123ZM145 223V222H144ZM143 223V224H144ZM14 224V223H13ZM17 224V223H16ZM15 224V225H16ZM19 224V223H18ZM23 224V223H22ZM4 225H6V227H8L7 229H5V227H3ZM20 225V224H19ZM73 225V224H72ZM82 225V224H81ZM159 225V224H158ZM17 226V225H16ZM25 226V225H23ZM123 226V225H122ZM151 226V225H149ZM72 227V226H70ZM69 229H73L70 228ZM85 227V226H84ZM97 227V226H96ZM126 227V226H124ZM17 228V227H16ZM83 228V226L81 227V229ZM149 229V227H147ZM160 228H163V227H160ZM131 229V228H130ZM129 229V230H130ZM133 229V228H132ZM152 229V227L150 228ZM149 229V230H150ZM159 229V228H157ZM19 230V229H18ZM84 230V228H83ZM91 230V229H90ZM97 230V228H96ZM120 230V229H118ZM135 231L137 230L136 228L134 229ZM163 230V229H162ZM17 231V230H16ZM69 231V230H67ZM88 231V230H87ZM86 231V232H87ZM93 231V230H91ZM89 231V233L91 232ZM109 231V232H110ZM122 231V230H121ZM147 231V230H146ZM155 231V230H154ZM70 232V231H69ZM107 232V231H106ZM125 231L123 230L122 231V235ZM133 232V230L131 231ZM11 233V231H10ZM87 233V234H89ZM94 233V232H93ZM92 233V234H93ZM142 232L138 233L139 235H141ZM152 233V232H151ZM162 233V232H161ZM160 233V234H161ZM65 234V233H64ZM104 234V233H103ZM106 234V233H105ZM127 234V233H125ZM124 234V235H125ZM132 234V233H131ZM136 234V233H134ZM144 234V233H143ZM96 235V234H95ZM138 235V236H139ZM12 236V235H11ZM111 236V235H110ZM121 236V234L119 235ZM143 236V235H142ZM14 237V236H13ZM17 237V235H16ZM104 237V235H103ZM123 237V236H122ZM121 237V238H122ZM130 238V236H128ZM159 239L161 237L158 236ZM5 238H9V237H5ZM15 238V237H14ZM8 240V239H7ZM6 241V239H5ZM74 241V236L73 234L70 232L68 233L67 235H64L62 236L59 240H56V242L54 241L53 243V247L51 249V251L53 252L54 251V256L57 255L58 253H60L63 248H65L67 245H69V243L73 242ZM10 242V241H9ZM125 242V241H124ZM160 242V241H159ZM163 240L160 242V245H164V243H162ZM13 243V242H12ZM159 244V243H158ZM9 245V244H8ZM124 248L126 249L125 252L124 251H120L121 249H118L113 252L112 256L115 257V259H117V262H118V257H123V258H126L129 262V264H152L148 258L150 256V253H151V250L152 248V241H151V238L147 235H144L143 237H138V238H135V239H130L128 240L127 242H125L124 244ZM161 245V247H162ZM155 246V245H154ZM158 246V245H157ZM117 247V246H116ZM163 249V248H162ZM128 250V253H126ZM157 250V249H156ZM164 250V249H163ZM50 251V249H49ZM50 251V253H51ZM118 252H120L121 254H118ZM49 253V254H50ZM64 255H66L67 253H65V251L63 252ZM51 255V254H50ZM152 255V254H151ZM53 256V255H52ZM58 256V255H57ZM94 256V255H93ZM59 257H60V254H59ZM65 257V256H64ZM197 257V256H196ZM52 258V257H51ZM50 258V259H51ZM113 258V257H112ZM55 259V258H54ZM57 259V258H56ZM55 259V260H56ZM92 259V258H91ZM103 259V258H102ZM259 259V258H258ZM257 259V260H258ZM261 259V258H260ZM49 260V259H48ZM53 260V258H52ZM53 261L51 262V264H59L58 261ZM51 261V260H49ZM120 261V260H119ZM149 261V262H148ZM263 261V260H262ZM116 262V261H115ZM116 262V263H117ZM258 264L259 263V260L257 261ZM48 263V262H46ZM119 263V262H118ZM117 263V264H118ZM264 263V261H263ZM262 263V264H263ZM41 264V263H40ZM121 264V263H119ZM257 264V263H256Z\"/></svg>", "mask_w": 264, "mask_h": 264}]
</instances>
